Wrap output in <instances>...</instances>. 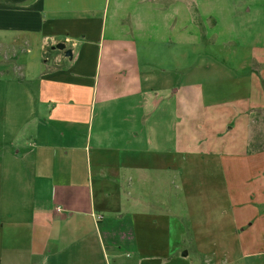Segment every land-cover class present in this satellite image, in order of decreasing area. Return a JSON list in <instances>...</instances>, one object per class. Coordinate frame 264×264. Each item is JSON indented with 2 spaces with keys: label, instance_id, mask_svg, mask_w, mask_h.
Masks as SVG:
<instances>
[{
  "label": "crops",
  "instance_id": "1",
  "mask_svg": "<svg viewBox=\"0 0 264 264\" xmlns=\"http://www.w3.org/2000/svg\"><path fill=\"white\" fill-rule=\"evenodd\" d=\"M136 2L153 7L155 0ZM164 2L162 13L179 14L180 33L188 34L187 0ZM131 3L115 0L110 9V0H0V38H37L40 50L23 58L34 85L0 69V264H194L179 245L185 237L172 182L174 174L187 178L190 156L213 152L197 141L198 128L195 142L187 141L184 77L141 62L124 21L139 33L137 22L146 18ZM59 40L71 57L51 47ZM160 53L165 64L167 48ZM211 68L252 103L247 82L219 62ZM203 77L218 93L220 79ZM197 84H205L201 73ZM261 95L250 109L264 100L256 89ZM219 96L208 97L215 104ZM205 107L198 104L196 118H205ZM251 122L249 111L247 147Z\"/></svg>",
  "mask_w": 264,
  "mask_h": 264
},
{
  "label": "rangeland",
  "instance_id": "2",
  "mask_svg": "<svg viewBox=\"0 0 264 264\" xmlns=\"http://www.w3.org/2000/svg\"><path fill=\"white\" fill-rule=\"evenodd\" d=\"M135 1L138 0H132L131 5L141 10L146 19L137 22L139 33L131 21H124V27L137 41L141 62L165 67L177 81L184 77L189 96L187 141L190 145L195 142L192 137L194 128H198L197 141L215 154H206L198 161L190 156L187 178L182 182L174 174L172 209L182 217L185 237L179 245L182 250L188 249L194 264H264V111L259 109L264 107V100L261 106L259 103L250 109L262 97H256V89H262L264 98V0H187L188 34L180 33L179 14L168 18L162 13L165 0H155L153 7L134 4ZM114 4L115 0H110V9ZM241 4L243 8L239 9ZM107 33H114L111 26ZM147 46L155 52L145 53ZM164 48L165 64L160 61ZM39 52L37 38L21 37L15 44L0 38L2 75L19 80L30 77L34 85L33 68L26 70L23 61L26 55L37 57ZM213 62L229 69V76L233 74L247 82L251 104L239 87L231 83L229 87L227 81L212 72ZM201 64L207 67L201 70ZM199 73L205 82L201 89L197 84ZM204 74L220 79L213 84L218 93L211 90ZM237 90L242 93L239 98L231 94ZM217 95L219 100L214 104L208 96ZM198 104L206 106L204 119L196 118L201 111ZM249 111L252 122L247 147L244 120H249ZM228 125L232 128L228 129ZM177 193L181 194V201H177ZM195 245L201 247L203 254ZM252 251L260 253L248 254Z\"/></svg>",
  "mask_w": 264,
  "mask_h": 264
},
{
  "label": "water",
  "instance_id": "3",
  "mask_svg": "<svg viewBox=\"0 0 264 264\" xmlns=\"http://www.w3.org/2000/svg\"><path fill=\"white\" fill-rule=\"evenodd\" d=\"M52 48H58L60 50H63L64 54L71 57L72 56V48L69 46H66V43L63 40H59L51 45ZM182 254H187V249H184L182 251Z\"/></svg>",
  "mask_w": 264,
  "mask_h": 264
},
{
  "label": "built area",
  "instance_id": "4",
  "mask_svg": "<svg viewBox=\"0 0 264 264\" xmlns=\"http://www.w3.org/2000/svg\"><path fill=\"white\" fill-rule=\"evenodd\" d=\"M69 38H65V40L64 41H67ZM57 209H60L59 207H57Z\"/></svg>",
  "mask_w": 264,
  "mask_h": 264
},
{
  "label": "trees",
  "instance_id": "5",
  "mask_svg": "<svg viewBox=\"0 0 264 264\" xmlns=\"http://www.w3.org/2000/svg\"><path fill=\"white\" fill-rule=\"evenodd\" d=\"M259 109H261L262 111H264V107H260ZM250 145V144H249Z\"/></svg>",
  "mask_w": 264,
  "mask_h": 264
}]
</instances>
